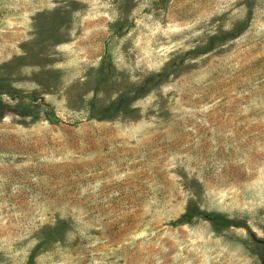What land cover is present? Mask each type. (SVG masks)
Listing matches in <instances>:
<instances>
[{
	"label": "rangeland",
	"instance_id": "rangeland-1",
	"mask_svg": "<svg viewBox=\"0 0 264 264\" xmlns=\"http://www.w3.org/2000/svg\"><path fill=\"white\" fill-rule=\"evenodd\" d=\"M0 264H264V0H0Z\"/></svg>",
	"mask_w": 264,
	"mask_h": 264
}]
</instances>
